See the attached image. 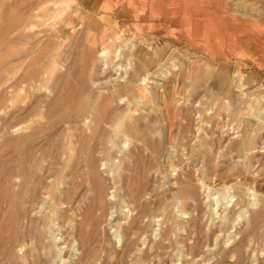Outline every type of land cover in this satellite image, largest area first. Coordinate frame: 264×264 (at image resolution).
I'll list each match as a JSON object with an SVG mask.
<instances>
[{
	"label": "rangeland",
	"instance_id": "374dc122",
	"mask_svg": "<svg viewBox=\"0 0 264 264\" xmlns=\"http://www.w3.org/2000/svg\"><path fill=\"white\" fill-rule=\"evenodd\" d=\"M186 1L0 0V264H264V0Z\"/></svg>",
	"mask_w": 264,
	"mask_h": 264
},
{
	"label": "bare ground",
	"instance_id": "6f19581e",
	"mask_svg": "<svg viewBox=\"0 0 264 264\" xmlns=\"http://www.w3.org/2000/svg\"><path fill=\"white\" fill-rule=\"evenodd\" d=\"M153 1H155V0H153ZM157 1V0H156ZM186 1V0H185ZM196 1V0H195ZM160 2V1H159ZM187 2V1H186ZM189 2V1H188ZM190 3V2H189ZM191 3H192V0H191ZM202 3V2H201ZM174 4V3H173ZM175 4H177L178 6L180 5V3H178V1L177 2H175ZM193 4V3H192ZM203 4V3H202ZM160 5V4H159ZM170 5V4H169ZM216 5V4H215ZM173 6V5H172ZM171 8V7H170ZM203 10H205V9H202V11ZM222 10V9H221ZM214 11V10H213ZM203 14V13H202ZM215 14V13H214ZM213 14V15H214ZM219 14V13H218ZM213 15H211L212 17H213ZM216 15H217V13H216ZM205 16V15H204ZM215 16V15H214ZM218 16V15H217ZM167 17V16H166ZM165 17V18H166ZM188 17V16H187ZM189 18V17H188ZM210 18V17H209ZM220 18V17H219ZM231 19V18H230ZM233 19V18H232ZM165 20H167V19H165ZM246 20V19H245ZM169 21V20H168ZM223 21V20H222ZM236 21H237V19H236ZM227 22V21H226ZM234 23V22H233ZM239 24H241V21H240V23ZM245 24V23H244ZM229 25V24H228ZM234 25V24H233ZM225 26V25H224ZM249 27V26H248ZM182 29V28H181ZM198 31V30H197ZM227 32V31H226ZM228 33H229V31H228ZM233 33V32H232ZM147 35V34H146ZM230 35H232V34H230ZM237 35V34H236ZM224 36V35H223ZM243 37V36H242ZM252 38V37H251ZM181 39V38H180ZM205 39V38H204ZM228 39V38H227ZM244 39V38H243ZM185 41V40H184ZM191 41V40H190ZM196 41H198V38H197V40ZM240 41V40H239ZM242 41V40H241ZM191 42H193V41H191ZM258 42V41H257ZM243 43H244V41H243ZM198 44V43H197ZM197 44H195L196 46H198ZM257 44V43H256ZM256 44H255V46H256ZM133 46V45H132ZM240 46V45H239ZM243 46H245L244 44H243ZM202 47V46H201ZM248 48V47H247ZM248 50H249V48H248ZM235 51V50H234ZM124 66V65H123ZM128 67V66H127ZM124 70V69H123ZM236 75V74H235ZM122 76V75H121ZM145 79V78H144ZM238 79V78H237ZM141 80V79H140ZM230 123V122H229ZM12 129V128H11ZM231 129V128H230ZM234 132V131H233ZM55 134V133H54ZM220 135V134H219ZM17 153V152H16ZM20 166V165H19ZM212 201V200H211ZM31 212V211H30ZM244 214V213H243ZM208 226V225H207ZM214 233V232H213ZM219 246V245H218ZM219 248V247H218Z\"/></svg>",
	"mask_w": 264,
	"mask_h": 264
}]
</instances>
